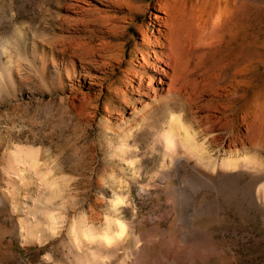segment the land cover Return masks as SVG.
Masks as SVG:
<instances>
[{
    "label": "rangeland",
    "instance_id": "obj_1",
    "mask_svg": "<svg viewBox=\"0 0 264 264\" xmlns=\"http://www.w3.org/2000/svg\"><path fill=\"white\" fill-rule=\"evenodd\" d=\"M0 264H264V0H0Z\"/></svg>",
    "mask_w": 264,
    "mask_h": 264
},
{
    "label": "bare ground",
    "instance_id": "obj_2",
    "mask_svg": "<svg viewBox=\"0 0 264 264\" xmlns=\"http://www.w3.org/2000/svg\"><path fill=\"white\" fill-rule=\"evenodd\" d=\"M158 31H159V33H163L164 32V31H160V30H158ZM162 38H163V40L162 39L160 40V38H157L156 37V39L154 40L156 42L155 43L156 46L159 47V48H162L163 49V52L162 53H160V52L157 53V51L156 52L152 51V53H153V61L155 63L156 62H159L164 57V58H166V62L171 66V69L174 70V68H175V66H174L175 65V62L174 61L176 60L174 57H176L175 55H177L176 53H174V47H176V46L173 44L172 40L169 39V37L167 38V37H165V35H163ZM147 41L148 42H152L149 39ZM146 43L147 42H145V44ZM147 45H148V43H147ZM162 49H160V50H162ZM142 57H143V62L139 65V67H140V69L147 70V68L149 67V64H150V62H149L150 60L148 61V59H147L148 56H147L146 53H142ZM153 66H155V65L153 64ZM135 73H137V72H135ZM173 75H174V73H171V75H170V79H169L170 82L168 83V85L170 87L173 85L172 83H174L173 82V80H174V76Z\"/></svg>",
    "mask_w": 264,
    "mask_h": 264
}]
</instances>
